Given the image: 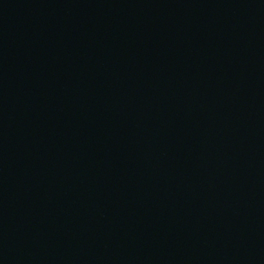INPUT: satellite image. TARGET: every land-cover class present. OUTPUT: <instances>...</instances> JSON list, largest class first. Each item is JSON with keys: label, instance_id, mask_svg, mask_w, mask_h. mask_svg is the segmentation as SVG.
I'll return each mask as SVG.
<instances>
[{"label": "water", "instance_id": "obj_1", "mask_svg": "<svg viewBox=\"0 0 264 264\" xmlns=\"http://www.w3.org/2000/svg\"><path fill=\"white\" fill-rule=\"evenodd\" d=\"M0 264H264V0H0Z\"/></svg>", "mask_w": 264, "mask_h": 264}]
</instances>
